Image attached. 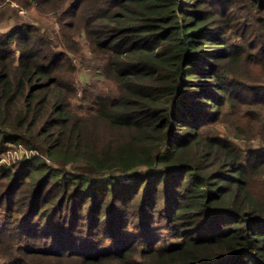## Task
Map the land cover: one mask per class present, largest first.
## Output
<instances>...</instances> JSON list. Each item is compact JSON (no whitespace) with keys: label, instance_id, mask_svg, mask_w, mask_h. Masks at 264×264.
<instances>
[{"label":"trees","instance_id":"1","mask_svg":"<svg viewBox=\"0 0 264 264\" xmlns=\"http://www.w3.org/2000/svg\"><path fill=\"white\" fill-rule=\"evenodd\" d=\"M11 1L0 264H264V0Z\"/></svg>","mask_w":264,"mask_h":264},{"label":"rangeland","instance_id":"2","mask_svg":"<svg viewBox=\"0 0 264 264\" xmlns=\"http://www.w3.org/2000/svg\"><path fill=\"white\" fill-rule=\"evenodd\" d=\"M27 21L36 24L44 35L52 36L57 31L58 26L51 14L44 15L39 13L35 8L31 10L21 9L18 4L11 0L0 1V33H4L15 23V20ZM83 43V41H82ZM82 52L80 55L73 57V61L77 65V71L74 75L75 84L80 92L84 88L92 89L101 94H108L114 91L112 84L105 82L98 76L97 62L93 60L85 43L82 44ZM221 131L226 133V129L221 127ZM20 150L11 148L3 153L0 157V166L2 164H10L19 155Z\"/></svg>","mask_w":264,"mask_h":264}]
</instances>
